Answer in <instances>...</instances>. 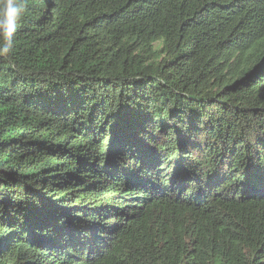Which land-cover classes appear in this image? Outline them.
I'll return each instance as SVG.
<instances>
[{"label": "trees", "instance_id": "trees-1", "mask_svg": "<svg viewBox=\"0 0 264 264\" xmlns=\"http://www.w3.org/2000/svg\"><path fill=\"white\" fill-rule=\"evenodd\" d=\"M17 3L0 264H264V0Z\"/></svg>", "mask_w": 264, "mask_h": 264}, {"label": "clouds", "instance_id": "clouds-1", "mask_svg": "<svg viewBox=\"0 0 264 264\" xmlns=\"http://www.w3.org/2000/svg\"><path fill=\"white\" fill-rule=\"evenodd\" d=\"M24 5L17 3V0H6L2 16H0V30L3 31L8 43L3 48L7 53L11 47V36L15 31V23L20 14L23 12Z\"/></svg>", "mask_w": 264, "mask_h": 264}]
</instances>
